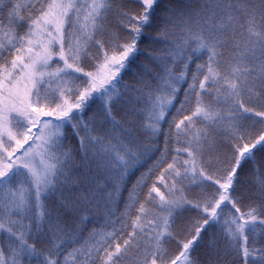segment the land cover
Instances as JSON below:
<instances>
[{"label": "snow or ice", "instance_id": "obj_1", "mask_svg": "<svg viewBox=\"0 0 264 264\" xmlns=\"http://www.w3.org/2000/svg\"><path fill=\"white\" fill-rule=\"evenodd\" d=\"M3 53L0 264H264V0H0Z\"/></svg>", "mask_w": 264, "mask_h": 264}, {"label": "trees", "instance_id": "obj_2", "mask_svg": "<svg viewBox=\"0 0 264 264\" xmlns=\"http://www.w3.org/2000/svg\"><path fill=\"white\" fill-rule=\"evenodd\" d=\"M25 2H26V0H25ZM5 25H7V19H5ZM19 30L22 32V31L24 30V29H23V26H21ZM2 55H3V59H0V63H3L4 60L10 59V57H9V55H8L7 53H3ZM186 86H187V85L185 84L184 87H186ZM181 95H182V93H181ZM254 118H255V117H254ZM256 119H257L258 122L260 123L259 131H260L261 129H264V123H261V122L259 121V118H256ZM164 127L166 128L167 125H165ZM259 131H258V132H259ZM258 132H257V133H258ZM254 134H255V133H254ZM176 146H177V145L175 144V142H172V143L169 144V152H168V155H167V159H168L169 161H171L172 156L175 155V153H174V151H172V149H173L174 147H176ZM160 147L163 148V137L160 138ZM155 155L158 156L159 153H156ZM260 156H261V153L258 152V153H257V159H259ZM179 158H180V159H184V158H187V157H186V154L181 153V154L179 155ZM146 166H147V164L145 165V167H146ZM140 171H144V168H141ZM138 174H139V172H137L135 175H138ZM135 175H133V177H132L131 179H135ZM154 175H155V173H154ZM255 178H256V177H254V179H255ZM185 183H186L185 191H186V194L189 196V198H192V194H194V192L196 193L197 191H199V189H201V188H199V189L197 190V187H196L195 185H187V182H185ZM158 187H161V190L164 191V188H163L162 185H158ZM206 191L209 192V193H211V192L213 191V189L209 187L208 190H206ZM125 195H126V193H125ZM257 203H259V201H257ZM120 208L123 209V203H122V202H121V204H120ZM189 210H190V209H189ZM242 210H244L243 207H242ZM225 211H227V209H225ZM194 213H195L196 217L199 215V213H198L196 210H195ZM196 217H195V218H196ZM91 220H92V222L88 225L89 230H91V229H93V228L101 229V228L103 227L104 223H105L104 218H103L102 215L93 216V217H91ZM130 230H131V228H130V226H129V228L127 229V231H130ZM38 246H39V245H38ZM169 248H170V245H169ZM198 252H199V250H198ZM194 255H195V254H194ZM60 260H61V264H64L63 256H61ZM69 264H71V258H69ZM97 264H99V261H97Z\"/></svg>", "mask_w": 264, "mask_h": 264}, {"label": "rangeland", "instance_id": "obj_3", "mask_svg": "<svg viewBox=\"0 0 264 264\" xmlns=\"http://www.w3.org/2000/svg\"><path fill=\"white\" fill-rule=\"evenodd\" d=\"M144 48V43L141 44V49ZM93 52H95V49H93ZM144 58L143 52H141L140 54H138V60H142ZM55 63V61H54ZM62 64V62H60ZM88 65L86 64L85 67H87ZM125 78L127 79V76H125ZM95 107V105H93V108ZM253 120L256 121L255 126L252 127L250 130L253 132V134L257 133L259 131L260 128V123L258 122V120L256 118H253ZM251 123V122H250ZM73 143H75V141H72ZM246 167V176L244 177V179L246 180V184L245 187H250L252 186V181L254 180V175L252 172V165L248 164L245 166ZM209 187H206L204 189V191L208 190ZM199 189V187H197V190ZM201 191V189H199V191H197L196 193L194 192V194H192V197L196 196L199 192ZM248 203L247 200H245L244 204L246 205ZM243 207V206H242ZM195 210H187L185 211L182 215H183V219L184 220H188V219H193L196 217L195 215ZM175 244H171L170 245V249L174 250L175 249Z\"/></svg>", "mask_w": 264, "mask_h": 264}]
</instances>
